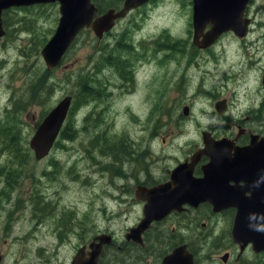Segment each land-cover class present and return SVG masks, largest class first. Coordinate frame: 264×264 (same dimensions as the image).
<instances>
[{"label": "rangeland", "instance_id": "374dc122", "mask_svg": "<svg viewBox=\"0 0 264 264\" xmlns=\"http://www.w3.org/2000/svg\"><path fill=\"white\" fill-rule=\"evenodd\" d=\"M191 7V0H157L151 3L146 7L150 14V18L144 24L146 36L155 34L153 35L155 37L163 28H167L173 38H192ZM248 11L256 20L254 33L249 43L243 47L234 39L226 38L227 40L216 47L220 52L221 62L216 72L212 59L210 69L212 73H216L206 79V86L211 88L213 94L202 96L199 92L194 94L196 87L194 76L181 83L188 55H181L179 52L169 60H164L163 66L155 63L151 68L152 81H140L133 94L126 98L114 96L116 122H101L100 127H97L96 122H90L88 131L84 127L87 108L83 104L82 77L86 73L95 71L93 63L99 60L102 54L110 57L114 53L112 62H115L116 41L110 36L102 42V38L99 39L92 30L86 29L79 35L62 63L51 71L45 63L41 49L51 38L59 23V4H46L25 9L13 8L8 11L5 20L8 18L10 29L7 36L0 39V106L3 109L8 108L9 114L6 116L8 122H0V124L16 126L20 142L10 143L9 139L8 141L0 139V173L15 174L9 180L11 187L7 183L8 180L5 181L3 176H0L1 264H66L86 235L88 233L92 235L98 231L101 224L99 208L102 203L99 195L104 190L103 181L99 180L96 184L85 186L81 178L76 176L77 171L83 172V163L75 164L78 170L70 171L73 160L85 156L87 144L98 141L99 152H103L111 142H100L101 138L111 140L115 139L116 135L130 134L135 139L145 135V128L144 130L142 128L146 125H148V133L151 128L157 131L158 125L164 122L169 110L175 118L178 116L181 118V122H173L169 127V131L176 138L169 146L160 143L159 139H155L152 145H154L153 150L160 151L162 155H176L187 150L190 145L202 144L201 132L206 127L211 125L220 130L224 126L223 118L217 115L218 113L213 115L216 99L235 100L232 116H237V110L244 113L250 107L253 109L262 106L264 0H252ZM124 23L126 21L122 23V26ZM99 40H101L100 43ZM102 46L105 48L101 49ZM125 56L126 54L123 53V58ZM167 64L171 70H168ZM99 66V70H103L105 76L112 81L118 80L116 69H113L108 61L100 59ZM228 69L230 74L228 82L221 89L223 72ZM195 74L197 72L194 68L191 75ZM26 80H28L27 83ZM178 87H182L183 90L179 91ZM46 88L51 89L50 97L43 99L40 106H28V111L25 109L23 114H17L21 107L25 108L29 105L24 102V97L30 90L33 93L40 90L43 94ZM220 89L221 92H219ZM12 92L17 93L12 94L18 102L16 105L7 103ZM79 93L82 105L77 99ZM2 94L5 95L2 96ZM67 96L74 98L71 125L78 128V131L75 138L68 141L66 149L63 147L66 145L65 142H62L59 148L55 147L53 152L59 158L56 160L60 164L51 165L45 158L37 159L30 147L37 122H30L28 114L36 113L38 109H42L45 113ZM143 100H147V106L138 108L137 104H141ZM127 105H130L143 121L149 118L153 110V122H132V117L126 113ZM186 106L190 107L192 115H184ZM180 114H183V117H180ZM261 119L264 120V113ZM256 124L262 125L260 122ZM136 140L138 142V139ZM181 145L185 146L179 149ZM51 166H58L57 174L41 177L42 172L49 170ZM38 178H42V181L38 182ZM64 178L69 184V189L62 192ZM78 181L80 182L77 183ZM33 190H38L45 195L46 202L51 204L45 208V216L36 213L35 217ZM16 198L19 199L17 207L14 205ZM55 207L58 210L52 212ZM132 221H135L134 216L125 221L117 218L113 220V223L116 224L117 229L123 230L125 226H130ZM220 222L221 227L222 219ZM83 227H86L88 231L86 235H82ZM220 227L216 225L217 229ZM59 231L62 233L59 234ZM202 240L205 246L201 249L200 261L208 264L207 258L211 254L212 261H216L224 250L213 254L210 249L213 239L203 238ZM238 252L239 249L236 247L230 264L236 260L237 255L239 256ZM244 255L245 259L242 263H245V260H251L254 263H257V259L264 260V255L259 256L252 250L246 251Z\"/></svg>", "mask_w": 264, "mask_h": 264}, {"label": "flooded vegetation", "instance_id": "af4514ba", "mask_svg": "<svg viewBox=\"0 0 264 264\" xmlns=\"http://www.w3.org/2000/svg\"><path fill=\"white\" fill-rule=\"evenodd\" d=\"M156 1L157 0H149L145 5L132 8L125 16L117 19L115 27L102 37V42H105L106 38L110 36L111 39L116 41V60L112 66L113 69H116L118 80L112 81L111 78L104 75L103 70L83 75V104L87 108L84 117V122H86L84 127L86 131H88L91 126L90 122H96L97 127H100L101 122H116L114 96L126 98L133 94L140 81H152L151 68L155 63L162 65L164 60H169L179 52L181 55H188L187 64L182 73L181 83L187 78L190 80L191 77L194 76L196 81L194 94L197 92H199L201 96L213 94L211 88L206 86V79L215 75L218 64L221 62L220 52L216 49L218 44L227 40L226 38H232L238 44L245 47L254 33L253 29L256 20L254 17L250 16L248 11L249 5L245 16L251 19V24L249 33L245 38L238 37L233 31H227L222 33L212 44L202 47L199 42L203 39V33H207L210 30L211 25L208 24L206 26L203 33L200 34V38L195 42L192 6L190 8L193 27L192 38H173L169 34L167 28H163L155 37H153L155 34L146 36L144 24L146 20L150 18V14H148L146 7ZM55 3L59 4V2ZM123 4L118 9H121ZM40 5L46 4L12 7L9 10L13 8L25 9ZM9 10H5L4 13ZM106 11L101 13L99 11V14H103ZM125 21L126 23L122 26V23ZM3 24L7 32L5 22H3ZM83 31H81V33ZM81 33H79V35ZM5 36H7V33ZM262 39L264 41V38ZM101 40H99V43ZM104 48V46L101 47V49ZM67 53L63 59H65ZM123 53L126 54L124 58ZM180 56H178V58ZM212 59L216 69L215 73H212L210 69ZM102 65H104V63H102ZM166 66L168 70H171L169 64ZM194 68L197 74L191 75ZM109 73H113V71H109ZM223 73V80L220 86L221 89L224 88L228 82L230 75L229 69ZM28 80H26V83ZM178 89L179 91L183 90L182 87H178ZM221 89L219 92H221ZM50 91V88H46L42 94L40 90H37L36 93L30 90L24 97V102L29 105L25 106V108L21 107L17 114H23L25 109L28 111V106H40L43 99L50 97ZM13 93L15 92L9 95L7 103L16 105L18 102H16L15 95L12 96ZM4 95L5 94H2V96ZM71 97L73 100L66 121L72 112L74 98L73 96ZM262 100L263 102L260 108L251 109L252 107H250L244 113H241V110H237V116H232L231 112L234 109L235 100L232 98L216 99L214 102L215 110L213 111V115L218 113L217 115L223 118L222 122H224V126L220 130L211 125L206 127V129L201 132L202 144L195 143L193 146L190 145L187 150L181 151V153L176 155H162L160 151L155 152L153 150L154 145H152L155 139H159L160 143L169 146L176 138V136L172 135L171 131H169V127L173 122H181V118H179V116L175 118L169 110H167V117L164 122L158 125L159 129L157 131L151 128L148 133V125H146L142 128V130L145 128V135L136 137L135 139L130 134L116 135L115 139L111 140L109 138H101L99 140L100 142H111L103 152H99L98 141L87 144L85 156L81 157V159H74L70 171L78 170L74 165L83 163V172L77 171L76 176L81 178L85 186L96 184L99 180L103 181L104 190L99 195L102 199L99 208V221L101 224L98 231L94 232L92 235L88 233L86 227H83L82 235L88 234L75 249L70 260L66 264H72L80 249L91 252L93 245H99L102 242L104 243L102 245L98 264H163L167 256L182 247L193 256L194 264H203L200 261V252L205 246L202 240L203 238L213 239L210 247L213 254L224 250L216 261H212V254L208 255V264H230L236 247L239 249V256L237 255L236 260L231 264H243L242 260L245 259L244 254L248 250H252L257 255H264V251L259 253L255 252L251 244H248L244 249V253L241 254V246L237 244L232 237L236 213L235 208L230 207L216 211L211 202L202 201L196 203V200L193 199L191 194L181 195L180 193L182 187L192 189V183L196 181L195 179H202L205 177L203 166L210 162V157L202 155L198 161L194 162L193 160L196 153L205 148L203 132L209 131L216 140L226 138L239 147L249 145L252 136H258L260 139L264 138V120L261 119L264 113V98ZM219 102L220 104H218ZM145 106H147V100H143L141 104H137L138 108H143ZM54 107L50 108L45 113H43L42 109H38L36 113L28 114L30 122H37L35 124L36 129ZM186 107H188V114L184 112V115H192L193 112L192 110L190 111V107ZM126 108V113L132 117V122H153V110H151L149 118L143 121L130 105H127ZM8 114L9 109H3L0 106V122H8L6 118ZM116 116L118 115L116 114ZM180 117H183V114H180ZM66 121L63 127L67 126L68 122ZM256 122H260L262 125L259 126ZM75 129L77 133L78 128L75 127ZM2 131L3 129L0 130V133ZM62 137L63 135L59 133L50 154L45 157L46 161L51 165L60 164L57 163L56 160L59 158L54 155L53 152L55 147H60V145H58L60 139L62 142L66 143V145L63 146L65 149L68 147V141H72L70 138L63 139ZM0 139L4 138L0 136ZM136 139H138V142ZM184 146L185 145L179 146V149ZM100 155H102V158H100ZM41 160H44V158ZM181 164L188 165L185 169L190 172L189 177L186 174L178 173L186 179H179L177 178V174H173L174 170L177 169V167L179 168ZM57 172L58 166H51L49 170L42 172L41 177L55 176ZM13 175L15 174H0L5 181L6 179L8 180V185H11L9 180ZM40 181H42V178H38V182ZM79 182L80 181L77 183ZM67 189H69V184L64 178L62 179L61 191L63 190L62 192H65ZM157 189L163 191L164 203L167 206L172 205L174 207H172L165 216L153 219L148 227L137 230L141 221L146 217L145 214L148 210L150 201H154L157 196V194H153V191ZM33 194L35 197V217L36 213L45 216V208L51 204L46 202L45 195L41 194L38 190H33ZM14 205L16 207L19 206V199H15ZM55 210L58 209L55 207L52 212ZM131 216H134L135 221H132L130 226H125L123 230L121 228L117 229L116 224L113 223V220L117 218L125 221ZM221 219L223 226L220 227ZM216 225L220 228L217 229ZM58 233L61 234L62 231Z\"/></svg>", "mask_w": 264, "mask_h": 264}, {"label": "water", "instance_id": "95a60500", "mask_svg": "<svg viewBox=\"0 0 264 264\" xmlns=\"http://www.w3.org/2000/svg\"><path fill=\"white\" fill-rule=\"evenodd\" d=\"M148 1L125 0L121 9L111 8L99 14L93 0H0V39L7 33L3 24L5 10L59 2L61 14L59 25L41 50L48 69L52 70L61 64L64 55L83 29L91 28L101 39L115 27L117 19ZM251 1L192 0L195 42L208 24L211 28L207 33H203V39L199 42L202 47L212 44L227 31H233L238 37L245 38L251 24V19L245 14ZM71 102V96L65 97L38 125L30 141V147L37 159L49 155L68 116ZM184 112L188 114V107H185ZM203 142L205 148L199 150L193 160L198 161L202 155L210 157V162L203 166L205 179H195L196 181L191 182L192 189L182 187L181 195L191 194L196 203L211 202L216 211L235 208L232 237L241 246V253L248 244H251L257 253L264 251V138L252 136L249 145L239 147L226 138L216 140L209 131H205ZM186 167L187 164H181L173 174H177L179 179H186L178 174H186L189 177L190 172L185 169ZM162 193L163 191L158 189L153 191L157 196L154 201H150L146 217L137 230L148 227L153 219L165 216L174 207L164 203ZM103 243L93 245L91 252L80 249L72 264H98ZM1 262L0 255V264ZM163 264L194 262L193 256L182 247L167 256Z\"/></svg>", "mask_w": 264, "mask_h": 264}, {"label": "trees", "instance_id": "16d2710c", "mask_svg": "<svg viewBox=\"0 0 264 264\" xmlns=\"http://www.w3.org/2000/svg\"><path fill=\"white\" fill-rule=\"evenodd\" d=\"M93 1L98 6L100 13L106 11L109 8H117L118 9L122 6V4L124 2V0H93ZM7 12L4 13L5 17H6ZM4 22H5L7 33H8V30L10 29V25L8 23V18H6V20H4ZM113 54L114 53H112L110 57L103 56V54H102L100 59H102L104 61H108L109 65H113V62H112ZM100 59L93 63L95 71H98L100 69V66H99ZM81 88H82V82H81ZM77 99L79 100V104L82 105V99H81L80 93L77 96ZM66 122H68L67 126H64L62 128L60 134L63 135V137H62L63 139L70 138L72 140L75 138L76 129L74 126L71 125V122H73V118L71 115ZM2 129H3V131L0 133V136L3 137L5 141H8V139H9L10 143H13V142L19 143L20 142V138H19V134L17 132L16 126H8V125L0 124V130H2ZM61 144H62V140L60 139V141L58 142V145H61ZM0 174H2V173H0ZM10 174H12V173H10ZM9 186L11 187V185H9ZM12 187H15V185H12ZM0 204H1V201H0ZM259 256H262V255H259ZM256 262L258 264H260V263L264 264V260H262V259H257ZM257 263H254L251 260H249V261L245 260V263H243V264H257Z\"/></svg>", "mask_w": 264, "mask_h": 264}]
</instances>
